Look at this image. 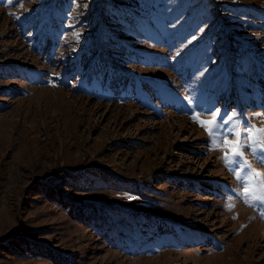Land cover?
<instances>
[{
  "label": "rangeland",
  "instance_id": "obj_1",
  "mask_svg": "<svg viewBox=\"0 0 264 264\" xmlns=\"http://www.w3.org/2000/svg\"><path fill=\"white\" fill-rule=\"evenodd\" d=\"M214 110L264 128V0H0V264H264Z\"/></svg>",
  "mask_w": 264,
  "mask_h": 264
},
{
  "label": "snow or ice",
  "instance_id": "obj_2",
  "mask_svg": "<svg viewBox=\"0 0 264 264\" xmlns=\"http://www.w3.org/2000/svg\"><path fill=\"white\" fill-rule=\"evenodd\" d=\"M204 114H211L212 119H201L199 114L194 115L193 119L208 132L213 148L227 149L222 160L225 166L233 171L241 186L242 191L237 195L245 199V202L251 199L264 205V174L254 172L243 158V152L250 149L253 157L264 166V145L259 143V140H264V128L256 129L248 125L241 127L242 122L237 119L239 113L235 111L224 113L222 110H214ZM254 187H259V195L254 194Z\"/></svg>",
  "mask_w": 264,
  "mask_h": 264
}]
</instances>
